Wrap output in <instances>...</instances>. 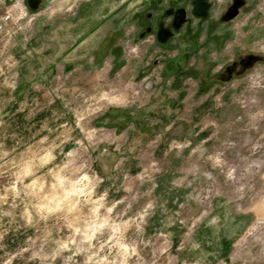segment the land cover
Listing matches in <instances>:
<instances>
[{"label":"rangeland","instance_id":"obj_1","mask_svg":"<svg viewBox=\"0 0 264 264\" xmlns=\"http://www.w3.org/2000/svg\"><path fill=\"white\" fill-rule=\"evenodd\" d=\"M84 1L0 0V264H264V0H131L136 53L63 70Z\"/></svg>","mask_w":264,"mask_h":264},{"label":"crops","instance_id":"obj_2","mask_svg":"<svg viewBox=\"0 0 264 264\" xmlns=\"http://www.w3.org/2000/svg\"><path fill=\"white\" fill-rule=\"evenodd\" d=\"M130 1L131 0H86L74 5L72 8V17L64 16L57 21L52 19L53 12H48L49 14L47 17L50 18L46 22L48 27L52 28L56 26L55 28L57 29H63L65 34L62 40V51L58 54L51 51L50 63L52 64L57 61L56 64L60 65V68L65 70L66 68H70V66L73 67L76 62L85 61L87 59L96 67L107 57L110 59H120L123 45L127 43L125 42L118 45L119 40L117 39V35H114L113 28H120L117 33L120 32L121 35H123L121 27L124 25V22H126L124 11L128 7L127 4ZM200 1L201 0H193L192 7L189 8V11L190 16L199 17L202 20L203 10H206V16H208L209 8L206 7V9H203L202 7V9H197V5ZM65 4H67V0H63L61 6L64 7ZM129 8L133 10L138 7L130 3ZM235 9L238 12V9ZM68 10L70 9H67V11ZM174 10L178 11L174 17L175 22L181 21L184 16H187L183 8H175ZM55 28L52 29L54 30ZM128 37L131 38L128 43L138 41L137 31L132 30V32L128 34ZM51 44L56 46L57 42L51 41ZM150 49L151 47L148 48V50ZM189 54V50L186 49L165 62V70L175 74L174 78L175 80L177 79L175 82L177 84L181 81L182 77L185 76L181 69L186 65ZM170 63H172L174 69L168 68ZM138 112V109L128 112L117 110L106 111L101 114V118L99 119H102V124L105 126L115 129L118 127L124 128V132L127 133L126 136L130 135V137L133 138L135 134L138 133L135 127Z\"/></svg>","mask_w":264,"mask_h":264},{"label":"built area","instance_id":"obj_3","mask_svg":"<svg viewBox=\"0 0 264 264\" xmlns=\"http://www.w3.org/2000/svg\"><path fill=\"white\" fill-rule=\"evenodd\" d=\"M126 49L128 51H133L134 53H136L137 46L134 45V47H133V44H125L124 47H123V51L122 52L125 53L126 52Z\"/></svg>","mask_w":264,"mask_h":264},{"label":"trees","instance_id":"obj_4","mask_svg":"<svg viewBox=\"0 0 264 264\" xmlns=\"http://www.w3.org/2000/svg\"><path fill=\"white\" fill-rule=\"evenodd\" d=\"M168 68L174 69V66L172 65V63H170V64L168 65Z\"/></svg>","mask_w":264,"mask_h":264},{"label":"water","instance_id":"obj_5","mask_svg":"<svg viewBox=\"0 0 264 264\" xmlns=\"http://www.w3.org/2000/svg\"><path fill=\"white\" fill-rule=\"evenodd\" d=\"M236 13H237V10L236 9L232 10V14L233 15H235Z\"/></svg>","mask_w":264,"mask_h":264}]
</instances>
